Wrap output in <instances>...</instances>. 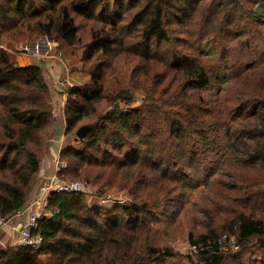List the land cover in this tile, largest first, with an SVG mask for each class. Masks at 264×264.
I'll return each mask as SVG.
<instances>
[{"label": "trees", "instance_id": "obj_1", "mask_svg": "<svg viewBox=\"0 0 264 264\" xmlns=\"http://www.w3.org/2000/svg\"><path fill=\"white\" fill-rule=\"evenodd\" d=\"M140 1L0 0V217L9 218L26 206L42 170L50 127L55 123L52 92L43 68L37 63L21 64L17 55L3 46L4 36L22 31L29 23L30 30L54 32L55 40L64 49L82 45L83 61L91 62L111 54L116 44L124 42L136 21L140 37L136 47L142 49L143 59H152L154 44L171 39L169 21L176 18L177 22L187 24L202 0H146L136 11L134 21L125 22L126 10ZM254 9L255 15H264V2L259 0ZM77 16L102 24L92 27L87 42L80 35ZM244 44L255 59L264 55L252 47L250 40ZM179 49L167 59L168 69L182 75L181 91L171 97L164 88L153 102L130 106L134 99L130 89L112 93L106 90L107 66L103 60L93 64L88 81L69 89L65 134L77 135L84 120L92 125V131L82 147L68 144L62 148L60 160L67 162L57 171L60 178L68 175L98 181L110 168L146 161L155 170L157 160L162 159L159 154L167 148L172 160L192 167L197 159L201 164L207 160L198 157L199 152L212 150L215 154H227L229 163L240 168L233 182H228L230 187L236 188L240 183L239 188L249 199L264 197V173L262 182L248 183L242 172L254 166L264 170V74L254 79L253 86L249 85L251 82L240 88L239 103L223 116L220 108L212 112L188 100L185 92L208 88L213 74L196 56ZM252 66L244 64L233 72V77L252 78ZM105 100L112 104L120 100L125 106L101 111L99 104ZM170 106L179 108L174 111L168 109ZM151 122L155 127H151ZM164 134L166 137L158 147L155 143ZM150 155L157 157L152 160ZM114 183L109 177L103 185ZM136 199L103 207L90 205L81 191L52 190L45 204L52 213H43L38 222L44 237L41 249L22 243L2 248L0 264H107L104 251L112 248L114 242L119 243L116 264H164L174 259L177 253L168 247L149 242L141 250L131 251L133 236L118 237L127 225L134 227L151 211V204L144 198ZM227 226L221 231L212 228L197 236L190 234V243L195 246V253L187 254L191 264H226L229 259H250L256 251L264 253V213L241 211ZM43 250L51 253L47 261L39 256Z\"/></svg>", "mask_w": 264, "mask_h": 264}, {"label": "rangeland", "instance_id": "obj_2", "mask_svg": "<svg viewBox=\"0 0 264 264\" xmlns=\"http://www.w3.org/2000/svg\"><path fill=\"white\" fill-rule=\"evenodd\" d=\"M258 1L202 0L197 8L196 17L193 16L187 24L177 22L176 18L169 21L171 39L166 43L154 44L151 50L152 59L146 60L142 57V49L136 47L140 37L137 30L138 23L134 21L136 11L145 5L146 0L143 3L141 0L138 5L126 10L125 15L128 19L125 22H134L129 29L132 31L123 38L124 42L120 41L121 44H116L111 54L91 62L83 61L82 45L64 49L55 40L54 32L45 34L30 30L27 27L29 23H26L22 31L7 33L2 41L3 46L17 55L20 63L23 62L21 57L24 55L34 60L54 62L53 69H50L51 74L48 71L50 75L47 68L43 69L46 81L51 88L55 114V123L50 127V139L54 134L56 117L62 112L65 114L69 89L75 84L88 81L91 76L90 71L94 68L93 64L96 65L100 60H103L107 66L106 90L112 93L123 88L130 89L134 95L130 106L153 102L159 92L165 90L164 88L168 91V96L179 93L182 75L169 70L167 66V59L177 47L181 51L184 50L196 56L213 74L212 84L208 88L185 92L188 100L193 105H203L208 108L205 110L210 109L212 112L220 108L224 116L239 103V98L242 97L239 94L242 91L240 88L243 86L245 88L247 86L245 84L251 82L249 85L253 86L254 79L261 73L264 74V55L261 54L255 59L250 52L246 51L244 44L250 40L252 47L264 53V15L254 13ZM76 18L84 42L90 40L93 26L102 25L82 16ZM201 27L202 34H199ZM7 43H10V46ZM244 64H253L250 72L252 78L246 75L241 78L233 77V72L242 68ZM56 67L60 70L59 73ZM64 76L69 78V81L65 87H61L58 82ZM242 83L244 85H241ZM164 98L169 100V97ZM113 106L124 107L125 104L120 100L114 104L110 103V100L99 104L101 111H106ZM178 108L177 106L168 107L174 111ZM83 123L87 124L85 120ZM155 125L151 122V127ZM65 137L63 142L65 146L74 144L80 148L87 141V138L77 140L76 134H65ZM165 137V134L159 137L155 144L160 147V142ZM43 153L42 166L46 147ZM159 155L162 159L157 160L158 167L155 170L152 169L153 164L151 163L152 168H150L146 161L142 164L110 168L100 176L98 181H88L80 176L68 175L64 176V179L81 182L83 185L81 192L86 196L89 204L94 206L111 207L117 203H129L137 200L138 197L144 198L151 204V211L139 219V223L134 227L127 225L118 237L127 239V236H133L131 251L141 250L150 242L168 247L177 253L174 259L166 260L164 264H191L187 259V254L195 253V246L190 243L191 233L197 236L212 228L219 231L225 230L233 217L241 211L255 215L264 213V207H262L264 197L249 199L250 196L246 197L247 193L239 188L240 183L236 188L228 185V182H233L240 168L236 164L229 163L227 154H215L212 150L204 151V153L201 151L198 157L207 158L206 162L201 164L200 159H197L192 167L184 161L178 164L172 160L168 148ZM191 156L193 157V154ZM156 157L157 155H150L148 158L154 160ZM242 172L247 176L248 183L263 180L264 170L260 166H254ZM162 173L166 175H161ZM109 177L115 183L105 187L103 184ZM40 181L42 180L38 177L34 185L35 189L38 188ZM42 210L45 211L46 208ZM118 244L114 242L112 248L104 251L107 264H116L114 257L118 252L116 250ZM50 254L43 253V260L47 261ZM239 263L264 264V253L256 251L250 259L244 258L237 262L229 259L226 264Z\"/></svg>", "mask_w": 264, "mask_h": 264}, {"label": "crops", "instance_id": "obj_3", "mask_svg": "<svg viewBox=\"0 0 264 264\" xmlns=\"http://www.w3.org/2000/svg\"><path fill=\"white\" fill-rule=\"evenodd\" d=\"M21 58L23 59V62L21 61V64L37 63L43 69L47 68V72L48 71L50 72V69L53 67V63H54L49 60H43V61H40L38 59L34 60L33 58L27 57L25 55L24 57L22 56ZM58 71L60 72V70H57V73H59ZM49 72L48 75L51 74V72L50 74ZM65 126H66L65 114L64 112H62L58 115V117H56V126L54 129L53 137H51V139L50 138L48 139L46 145V156L44 158V165L42 166V170L39 174L40 180L44 179V177L46 176H52L56 174L58 171V160H59L60 152L62 148L65 146V144L63 143L66 138ZM41 182L42 181H40V184ZM40 184L38 188L36 189L34 188L32 190V194H30L31 198L28 199L26 206L21 210L17 211L11 217H9L7 222L4 223L2 226H0V249L20 243L19 232L15 229V227L21 226L23 224V221L27 219L28 212L26 207L36 198L37 195H39Z\"/></svg>", "mask_w": 264, "mask_h": 264}, {"label": "built area", "instance_id": "obj_4", "mask_svg": "<svg viewBox=\"0 0 264 264\" xmlns=\"http://www.w3.org/2000/svg\"><path fill=\"white\" fill-rule=\"evenodd\" d=\"M69 78L64 76L61 80H59V84L61 87H65ZM65 163L58 160V168ZM83 189V185L79 181H70L63 178H60L57 173L52 176H46L42 179V182L39 187V195L35 198L31 203H29L26 207L28 212V217L21 226L15 227V229L19 232V241L22 244L31 245L34 249L40 250L44 241L43 234L38 229L39 218L43 213L51 214L50 210L43 211L42 209L45 207L46 199L50 191H81ZM8 218L0 217V226L6 223ZM43 253H48L43 250L39 252V256L41 258Z\"/></svg>", "mask_w": 264, "mask_h": 264}, {"label": "water", "instance_id": "obj_5", "mask_svg": "<svg viewBox=\"0 0 264 264\" xmlns=\"http://www.w3.org/2000/svg\"><path fill=\"white\" fill-rule=\"evenodd\" d=\"M92 131V125L91 124H83L78 130H77V137L80 140H84L87 137H89L90 133Z\"/></svg>", "mask_w": 264, "mask_h": 264}]
</instances>
